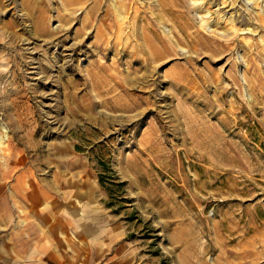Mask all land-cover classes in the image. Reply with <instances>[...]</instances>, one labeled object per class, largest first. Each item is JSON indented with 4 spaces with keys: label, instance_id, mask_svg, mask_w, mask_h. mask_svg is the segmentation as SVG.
<instances>
[{
    "label": "rangeland",
    "instance_id": "374dc122",
    "mask_svg": "<svg viewBox=\"0 0 264 264\" xmlns=\"http://www.w3.org/2000/svg\"><path fill=\"white\" fill-rule=\"evenodd\" d=\"M263 15L0 0V264H264Z\"/></svg>",
    "mask_w": 264,
    "mask_h": 264
},
{
    "label": "crops",
    "instance_id": "0c3cea01",
    "mask_svg": "<svg viewBox=\"0 0 264 264\" xmlns=\"http://www.w3.org/2000/svg\"><path fill=\"white\" fill-rule=\"evenodd\" d=\"M83 239L87 244H80L71 239H62L61 237H47L45 240L42 237H35L32 241L38 242L37 253L40 256H46L54 260L56 264H81V259L90 256L87 252H91L92 256L97 259V237H78ZM89 244L88 251L86 245ZM33 247V246H32ZM76 259V261H74ZM85 261H83L84 263Z\"/></svg>",
    "mask_w": 264,
    "mask_h": 264
},
{
    "label": "bare ground",
    "instance_id": "6f19581e",
    "mask_svg": "<svg viewBox=\"0 0 264 264\" xmlns=\"http://www.w3.org/2000/svg\"><path fill=\"white\" fill-rule=\"evenodd\" d=\"M235 1V0H234ZM219 2V1H218ZM233 2V1H232ZM232 4H235L234 2ZM230 5V3H229ZM258 26L264 30V15L258 17Z\"/></svg>",
    "mask_w": 264,
    "mask_h": 264
}]
</instances>
